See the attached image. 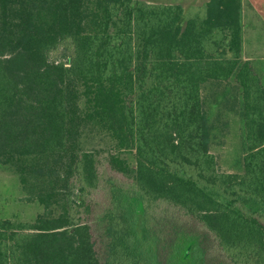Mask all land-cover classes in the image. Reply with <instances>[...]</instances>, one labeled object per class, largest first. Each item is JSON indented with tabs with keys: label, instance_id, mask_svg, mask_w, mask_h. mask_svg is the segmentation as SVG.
Returning a JSON list of instances; mask_svg holds the SVG:
<instances>
[{
	"label": "trees",
	"instance_id": "obj_1",
	"mask_svg": "<svg viewBox=\"0 0 264 264\" xmlns=\"http://www.w3.org/2000/svg\"><path fill=\"white\" fill-rule=\"evenodd\" d=\"M243 35L242 0L185 23L136 0H0V165L41 207L0 219V264H264V81ZM208 81L240 89V173L210 152Z\"/></svg>",
	"mask_w": 264,
	"mask_h": 264
},
{
	"label": "rangeland",
	"instance_id": "obj_2",
	"mask_svg": "<svg viewBox=\"0 0 264 264\" xmlns=\"http://www.w3.org/2000/svg\"><path fill=\"white\" fill-rule=\"evenodd\" d=\"M242 24V57L252 58L264 81V18L247 0H242ZM202 99L212 126L210 152L216 157L218 170L240 173L244 154L240 89L233 82H209L202 87ZM85 147L105 149L106 144L96 137L87 140ZM40 212L37 204L24 201L14 173L0 165V219L31 221Z\"/></svg>",
	"mask_w": 264,
	"mask_h": 264
},
{
	"label": "crops",
	"instance_id": "obj_3",
	"mask_svg": "<svg viewBox=\"0 0 264 264\" xmlns=\"http://www.w3.org/2000/svg\"><path fill=\"white\" fill-rule=\"evenodd\" d=\"M136 1L148 5L179 6L183 11V21L185 23L186 21L191 19L199 20V21L203 20L206 16V5L209 0H136ZM243 39H244V35H243ZM243 60H248L253 63V60L250 57L249 58L243 57ZM209 82H216V81H208L205 84Z\"/></svg>",
	"mask_w": 264,
	"mask_h": 264
}]
</instances>
